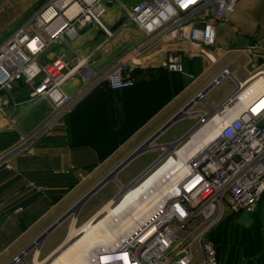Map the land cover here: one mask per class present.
<instances>
[{"label":"crops","instance_id":"1","mask_svg":"<svg viewBox=\"0 0 264 264\" xmlns=\"http://www.w3.org/2000/svg\"><path fill=\"white\" fill-rule=\"evenodd\" d=\"M131 1L133 4L136 0ZM119 4L122 8L126 6ZM5 8L10 5H0V43L27 20L20 18L22 10L1 17L4 11L8 13ZM100 23L81 29L71 42L73 49L87 58L94 71H103L115 61L126 60L135 53L145 62L135 68L132 87L111 90L105 84L98 86L58 120L35 148L7 157L6 164L0 167V264H10L226 70L223 79H229L227 88L214 92L222 79L205 93L201 105L193 109L202 112L199 119L214 110L234 91L237 81H245L253 67L263 62L262 57H256L249 63L241 49L254 42L264 45V0H237L227 19L216 23L215 45L206 50L211 59L186 41H158L137 51L135 46L145 42L146 37L134 23L123 22V13L116 4L108 3ZM169 49L184 53L182 72L169 71L160 65ZM71 56L72 52L64 43L56 41L43 52L40 62L50 63L57 57L67 61ZM78 85L79 79L75 77L63 87L72 94ZM30 92V86L20 82L4 94L10 103L3 107V112L0 110V136L5 135L0 145L12 146L48 115L49 102L33 103ZM9 117L14 118L20 131L15 130ZM179 121L164 130L149 150L132 158L93 193L79 208L75 223H84L83 227L99 217L108 203L113 208L119 193L173 148L164 146L178 141L193 127L181 129L176 126ZM13 136L16 141L11 144ZM2 148L0 146V152L7 149ZM72 180L75 183L69 190L60 192ZM36 185L44 186V190L36 192ZM133 190L130 193L134 197L143 192L136 196ZM67 219L71 225L72 215ZM61 224L46 235L30 256L25 255L13 264H34L35 254L36 258L54 254L69 237L60 230ZM253 258L264 264V248ZM251 260L246 258L247 263Z\"/></svg>","mask_w":264,"mask_h":264},{"label":"built area","instance_id":"2","mask_svg":"<svg viewBox=\"0 0 264 264\" xmlns=\"http://www.w3.org/2000/svg\"><path fill=\"white\" fill-rule=\"evenodd\" d=\"M57 1L50 0L0 43V110L3 112L10 103L4 94L20 82L30 86L33 103L46 100L50 104L43 121L0 152V167L10 154L35 148L58 120L98 86L105 84L111 90L132 87L135 68L145 62L135 53L103 71H94L71 42L81 29L101 25L105 0H66V6L79 5L71 17L55 6ZM236 3L237 0H138L129 8L123 6V22L134 23L146 37L145 42L135 46L137 51L158 41H186L209 58L206 50L215 45L216 23L225 21ZM51 7L56 14L46 19L44 14ZM57 17L63 23L49 31ZM56 41H62L72 52L70 60L57 57L50 63H41L43 52ZM241 51L249 63L256 57H262L263 62L253 67L245 81H237L234 91L214 110L200 116L203 122H219L218 135L199 148L181 151L188 135L133 183L131 187L168 160L173 164L171 178L166 181L169 186L159 202L126 238L91 251L92 264H223L208 233L230 213H253L264 195V87L246 102L240 93L251 79L264 81V45L250 43ZM183 55L181 51L166 50L160 65L182 72ZM75 77L79 85L70 94L63 84ZM8 120L20 131L14 118ZM36 190L41 192L44 186L36 185Z\"/></svg>","mask_w":264,"mask_h":264},{"label":"bare ground","instance_id":"3","mask_svg":"<svg viewBox=\"0 0 264 264\" xmlns=\"http://www.w3.org/2000/svg\"><path fill=\"white\" fill-rule=\"evenodd\" d=\"M85 1L89 2L91 0ZM65 4L66 0H58L55 6L64 10L66 17H71L78 12L79 5L77 3L70 4L69 6H66ZM53 9L54 8L51 7L45 12L44 17L46 19L55 16L56 12ZM62 23L63 19L57 17L56 20L49 25L48 30L53 31ZM262 87H264L263 79H251V81H249L240 92L243 102L250 99V97ZM263 102L259 104V107H261ZM218 126L219 122L217 120H207L203 122L193 133L189 134L190 137L182 144L181 151L186 148H199L205 142L217 136L219 130ZM166 164H169L170 167L156 178L147 190H145L139 197L131 195L130 190L132 188L141 186L147 179L151 178L157 170L164 167ZM172 165L173 164L170 160L166 161L154 172L152 171L148 174L136 186L126 190L122 196L128 197L130 199V204L120 212H116L113 210L112 204H108L103 210H101V213L98 212L100 213L99 215L107 213L102 219H95L96 221L93 220L79 229L75 226L76 223L74 222L68 235V240L72 241L63 244L64 246H61L53 256H51L52 261L47 264H92L90 261L91 251L94 249L101 250L103 247L110 246L119 242L121 239L126 238V236L131 233V230L134 229L135 224L141 221L142 218H145V215L148 214L151 208L159 202L160 196H162V193L169 186V184H166V181L171 178ZM96 215L95 217H97ZM82 230L84 231L82 232Z\"/></svg>","mask_w":264,"mask_h":264},{"label":"rangeland","instance_id":"4","mask_svg":"<svg viewBox=\"0 0 264 264\" xmlns=\"http://www.w3.org/2000/svg\"><path fill=\"white\" fill-rule=\"evenodd\" d=\"M49 2L50 0H0V5H3V6L10 5V8L8 9L5 8L6 11H8V13L4 11L1 17L3 15L8 17L12 15L13 13L22 10V16L20 18L21 20L22 19L25 20V19L30 18L33 15V13L38 12ZM121 2L124 3L126 7L128 8L131 7L132 5L131 0H105L103 3L105 7L108 5V3L118 5L121 12L123 13V18H124L126 13H125V10H123L121 5L119 4ZM229 83L230 82L228 78L223 79L221 83L216 87L214 92H218V91L221 92L222 89L227 88L226 86ZM198 105H201V104L198 103ZM196 106L197 105H195L191 111H193V109ZM196 119L199 120V117L198 116L186 117L182 119L181 121H179V123L176 126H180L181 129H183V127H187V126L190 127L192 125L194 127L197 122ZM193 127H191V129ZM191 129L189 130V132L191 131ZM167 166H169V164H166L164 167H161L159 170H157V172L151 178L147 179L141 186L132 188L131 190L134 189L133 193L137 196L142 191L144 192L145 190H147L152 184L153 180ZM35 191L39 192L38 190H36V188H35ZM140 195H138L137 197H139ZM118 199L114 201V205H113V210H115L116 212H120L122 209L126 208L130 204V199L126 196H121ZM106 215L107 213H104L100 215L99 217H97L96 220H100ZM72 217H73L72 223H74L76 216L72 215ZM83 224L76 223L75 226L79 229V228H82L81 226ZM71 225H70V220L66 219L64 220V222H62L60 226V230H62L63 233L67 237L71 229ZM84 230H82V232ZM214 232L216 233L214 234ZM214 232L212 233L214 234L213 241L216 246V250L218 252V257L222 262H225L226 260V261H230L233 264H260L259 259L256 260L253 257L259 252V250L262 249V247L264 248L263 246L264 245V195L262 197L261 202L257 206V209L253 213H230V215L228 214V216L221 223H219V225L215 228ZM71 241L68 240L66 242L65 240L63 243L67 244ZM62 244L60 246H64ZM29 253H31V251ZM29 253L26 255L30 256ZM254 253L256 254L253 256H250ZM52 254L47 256L46 258H44V255H40L39 258H36V254H35L34 264H36V261H37V264H47L51 262L52 257L50 258V256H52ZM196 257H198V254H196ZM246 258H252L251 262L247 263Z\"/></svg>","mask_w":264,"mask_h":264},{"label":"water","instance_id":"5","mask_svg":"<svg viewBox=\"0 0 264 264\" xmlns=\"http://www.w3.org/2000/svg\"><path fill=\"white\" fill-rule=\"evenodd\" d=\"M114 28H112L113 30ZM226 73V72H225ZM225 73L221 74L218 78H216L208 87H206L203 91H201L195 98H193L187 105H185L182 109H180L171 119H169L159 130H157L149 139H147L138 149H136L123 163H121L116 169H114L108 176H106L100 183H98L93 189H91L84 197H82L75 205H73L66 213H64L57 221H55L44 233H42L35 241H33L28 247H26L19 255H17L13 261L10 264H13L15 261L22 259L26 254H28L30 251H32L34 248L38 247L41 243V241L46 237L48 233H50L53 229H55L59 224L64 222L68 217L71 215L76 216L79 208L81 205L93 194L95 193L101 186H103L106 182L110 181L116 172L120 170L126 163H128L132 158L136 157L137 155L149 150L151 147V144L159 137V135L172 126L174 123H176L179 120H182L186 117L190 116H198L201 115L202 112L200 111H191L192 108L200 103L202 101V97L207 93L216 83L220 82L226 75ZM203 123L202 119H199L195 126L191 129L190 132H192L196 127H198L200 124ZM185 134L181 139L178 141H175L171 144L165 145V148L172 147L180 142H182L184 139L188 137L190 134ZM163 156V155H162ZM161 156V157H162ZM160 157V158H161ZM159 158V159H160ZM158 159V160H159ZM158 160H156L145 172H147ZM143 173V174H144ZM142 174V175H143ZM142 175H140L136 180H138ZM133 185V184H132ZM132 185L129 187H125L121 193L116 197V199L120 198L126 190H128Z\"/></svg>","mask_w":264,"mask_h":264},{"label":"trees","instance_id":"6","mask_svg":"<svg viewBox=\"0 0 264 264\" xmlns=\"http://www.w3.org/2000/svg\"><path fill=\"white\" fill-rule=\"evenodd\" d=\"M5 140V135H2V136H0V142L1 141H4ZM12 141L13 142H11V144L12 143H14L15 141H16V137H12ZM6 144V143H5ZM5 144H2V145H0V146H3V148L2 149H5V148H7L8 146H10V144H8L6 147H4V145ZM1 149V150H2ZM75 182L72 180V182H70V185H68L67 187H65L64 189H62V191H60V192H66V191H68L69 190V188H70V186H71V184L73 185ZM230 215V214H229ZM228 216V215H227ZM226 216V217H227ZM226 217H224V219L226 218ZM224 219H222L219 223H221ZM219 223L218 224H216L211 230H210V232L208 233V238L211 240V241H213V235L216 233V232H214V230H215V228L219 225ZM214 232V234H212ZM214 242V241H213ZM260 251V250H259ZM256 253H254V254H252V255H250V256H253V255H255ZM217 255H218V252H217ZM219 258V257H218ZM243 258V257H242ZM220 260V259H219ZM221 261V260H220ZM222 262V261H221ZM223 264H233V263H231L230 261H226L225 260V262H222Z\"/></svg>","mask_w":264,"mask_h":264}]
</instances>
